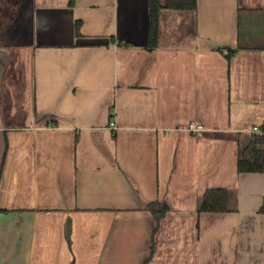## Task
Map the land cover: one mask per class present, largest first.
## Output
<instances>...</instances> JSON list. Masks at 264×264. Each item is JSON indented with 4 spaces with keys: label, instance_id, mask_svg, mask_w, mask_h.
Returning <instances> with one entry per match:
<instances>
[{
    "label": "crops",
    "instance_id": "1",
    "mask_svg": "<svg viewBox=\"0 0 264 264\" xmlns=\"http://www.w3.org/2000/svg\"><path fill=\"white\" fill-rule=\"evenodd\" d=\"M151 21L150 0H0V264H264V171L238 170L264 0L162 7L154 47ZM219 188L237 208L199 212Z\"/></svg>",
    "mask_w": 264,
    "mask_h": 264
},
{
    "label": "trees",
    "instance_id": "2",
    "mask_svg": "<svg viewBox=\"0 0 264 264\" xmlns=\"http://www.w3.org/2000/svg\"><path fill=\"white\" fill-rule=\"evenodd\" d=\"M162 7L175 9L195 10L197 0H166L163 6L160 0H150L151 28L149 36L150 47L156 46L158 34L159 11ZM155 41V44H152ZM228 55H231L229 52ZM239 172H263L264 171V127L262 133H254L248 137L247 141L240 145L238 156ZM233 202V204H232ZM237 208L236 196L232 191L226 189H210L198 200V211L224 212ZM161 216L156 215L159 219Z\"/></svg>",
    "mask_w": 264,
    "mask_h": 264
},
{
    "label": "built area",
    "instance_id": "3",
    "mask_svg": "<svg viewBox=\"0 0 264 264\" xmlns=\"http://www.w3.org/2000/svg\"><path fill=\"white\" fill-rule=\"evenodd\" d=\"M184 129H186L190 132L199 133L202 130H204V126H203V124L198 123V122H190L185 126Z\"/></svg>",
    "mask_w": 264,
    "mask_h": 264
}]
</instances>
